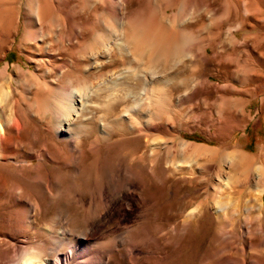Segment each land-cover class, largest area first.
Returning <instances> with one entry per match:
<instances>
[{
    "label": "bare ground",
    "instance_id": "bare-ground-1",
    "mask_svg": "<svg viewBox=\"0 0 264 264\" xmlns=\"http://www.w3.org/2000/svg\"><path fill=\"white\" fill-rule=\"evenodd\" d=\"M30 1L32 4L28 10V21L26 20L27 35L35 41V45L28 46L30 51L26 53L27 60L34 63L36 71L41 69L40 72H37L39 76H46L48 70L44 65L52 60L54 61L52 69L56 73L55 80L62 79L67 73V70L63 68L64 64L68 66L66 69L75 71L78 79L76 82H72L71 77L68 78L66 75L64 80L66 85L63 84L62 87L58 86L55 80V82L52 80L49 86L40 85L32 99L29 97V100H25V106L21 107L19 100L12 97L14 84L19 82L13 78V74L15 73L17 78L21 75H32L33 72L31 69H25L18 65L10 73L8 71L9 64H7L4 71L0 73V158H9L17 162L19 150L6 152L7 142L18 139L26 129L28 118L36 115L39 123L44 126L46 131L54 138L62 140L67 147L71 162L65 164L72 166L73 173L78 172L79 169L78 160L83 154V137L89 135L93 125L98 128V134L86 144L87 150L91 153H95L101 146L100 143L108 138L110 129H113L110 128V122L119 124L130 131L136 129L137 134L147 138L152 134L154 136V131L158 130L155 121L166 120L164 118L168 113L166 111L168 97H173L171 93L166 91L167 84L173 77L172 74L168 76L167 68L175 67L174 65L178 62L188 58L191 67L189 73L193 78L195 69L204 63L200 61H205L209 56L215 59L219 67L230 64L226 54L229 55L233 52V48L230 50L231 47H223L225 48L223 51L221 40H216V37L221 33L224 22H216L215 30L212 29L214 32L212 31L211 42L198 41L199 51L198 55L195 54L197 59L192 58L194 55L189 54L195 38L192 29L199 22L200 17L207 16L208 13H217L219 9L225 10L227 14L225 20L233 23L232 26L228 27L226 34L230 40L233 39L234 41L235 39L236 42V33L232 28L239 29L250 24L255 29L258 27L257 22L260 18L259 14H261L260 5L258 6L260 0H250L254 14L252 17L257 22L250 21L247 0H169V3H165L166 5L163 6L158 3V0H142V2L141 0ZM132 2H137L138 5L131 8ZM230 2L236 3V7H234L236 9L233 13L228 11ZM91 13L94 14L93 18ZM60 17L64 18L63 25L60 24ZM20 21V13H18L17 24ZM207 47H213L215 52L211 55ZM61 50L68 51L69 56L61 59L58 54ZM5 56L4 53L3 57L5 58ZM116 62H119L120 66L102 72L105 66L116 64ZM92 72L99 73L98 77L90 78ZM200 76L202 77L201 82L204 81V87L200 89L202 90L201 97H222V99L230 97L226 84L220 85L211 80L209 76H205V78ZM251 77L248 78L251 79ZM25 83L27 82H22V85L26 86ZM213 87L216 88L217 92L215 96L210 94ZM193 89H187L190 92L188 97H194L200 91ZM7 107L10 111L9 115L5 113ZM100 113L107 115V117L111 115L110 122L100 119ZM26 130L29 132L28 128ZM47 136L45 138L48 139ZM162 140L157 136L155 140L147 139L148 146L153 144L149 152L145 148L140 155L131 158L135 168L129 170L132 176L128 175L123 182H120L118 180L120 176L117 172L112 175L111 182L114 192L110 205L113 210L121 203L133 207H141L144 204L146 182L151 173L154 172L158 162L152 159V155L156 149L163 146L164 141ZM180 144L182 147H189L187 152L181 154L180 160L197 161L199 172L209 163L206 154L215 150V148H208L202 144L196 145L185 140ZM29 149L31 150V148ZM33 149L35 148L33 147ZM56 149L62 150L58 146ZM31 152L32 156L37 159V163L26 164V166L32 171H36V168L42 164L40 161L52 160L53 151L46 144H43L39 151L32 150ZM256 155L257 153L236 148L231 152H225L218 161V174H216L211 188L215 192L214 195L217 193L213 208L221 222L219 227L220 243L216 256L219 257V260L220 258L223 260V262L221 260V264H233L234 260L240 259L238 258L239 255L245 256L242 259L243 264H254L256 260L264 264V174L256 173L255 168L257 167L247 168L255 165ZM210 160L213 161V159ZM93 165L95 164L92 162L91 167L95 170L98 166H96L97 164L96 167ZM45 188L51 190V186H45ZM251 188L256 189L254 195L249 194ZM19 190H14V195L20 199L22 195ZM45 191L47 190L45 189ZM244 191L247 192L246 197L243 198L244 207L247 211L246 215L244 214L245 216L240 219L239 226L235 227L230 225L227 221L229 219H225L229 215L225 200L227 197L230 199L234 193L238 192L237 201H240ZM26 196L20 218L27 225V227H23V230L31 231V235L41 233L47 237V240L40 238L39 244L38 241L36 243L38 245L33 243L34 239H30L26 243L23 242L24 244L16 240L17 244L5 248L1 243L2 239H0V264L139 263H137L136 254L135 256L133 254L135 245L133 247V241L130 242L127 235L128 231L118 232L111 237L110 242H100L97 241V235L105 226L101 219H94L95 223L85 228L80 234H74L75 230L72 232V229L66 225L57 229L54 225L39 227L32 215L38 206V201L31 197L30 193ZM93 206L95 204L92 202L90 207ZM251 211H255L256 215L253 219L248 220L247 213L249 214ZM192 213L193 211L190 210L186 219L191 218ZM231 214L234 215L232 212ZM183 229L184 226L181 230L183 231ZM159 231V236L153 237V240L156 244L158 242L164 246L163 239H170L171 236L167 237L166 230ZM32 236L34 238V235ZM63 247L66 249L63 250ZM157 261L154 264H158Z\"/></svg>",
    "mask_w": 264,
    "mask_h": 264
},
{
    "label": "rangeland",
    "instance_id": "rangeland-1",
    "mask_svg": "<svg viewBox=\"0 0 264 264\" xmlns=\"http://www.w3.org/2000/svg\"><path fill=\"white\" fill-rule=\"evenodd\" d=\"M31 2L30 0H0V73L4 71L7 64H9L8 71L10 73L18 65L25 69H31L33 72V76L26 74L17 78L15 73L13 74V78L19 82L14 84L12 97L19 100L21 107L25 106L27 100L32 99L40 85L49 86L53 80L62 87L63 84L66 85L64 81L66 75L68 78L71 77L72 82H76L78 79L75 71L66 69L68 66L64 64L63 68L67 70V73L62 79L55 80L56 73L52 69L54 65L52 60L44 65L48 70L46 79L37 74L41 69L36 71L34 63L27 60L26 53L30 51L28 46L35 42L27 35L26 26ZM246 2L250 10V21L257 22L253 19L254 14L250 0ZM158 3L163 6L168 4L169 0H158ZM132 4L131 8L138 5L137 2H132ZM235 5V2H230L231 7L228 6L230 13L236 9ZM258 6L261 9H259L261 14H259L257 28H252L250 24L239 29L232 28L238 42H235V39L234 41L230 40L226 34L228 27L233 23L225 20V17L227 19L225 10L219 9L217 13H208L207 16L200 17L199 22L192 29L196 39L193 40L189 54L194 55L192 58L197 59L195 54L198 55L199 51L198 41L211 42L216 22H224L219 38L216 37V40H221L223 51L227 47H231L230 50L233 48V52L229 55L226 54L230 64L219 67L215 59L209 56L205 61H200L204 63L195 69L194 79L189 73L191 67L188 58L178 62L174 65L175 67L167 68L166 73L168 76L172 74L173 77L170 78L166 91L173 97H168L166 109L168 113L164 118L166 120L155 121L158 130L154 131V136L152 134L147 138L137 134L136 129L130 131L123 128L119 124L110 122L111 115L107 117L100 113V119L110 122V128L113 129H110L108 138L100 143L101 146L97 151L91 153L87 150L86 144L98 134V128L95 125L91 126L89 135L83 137V154L81 153L78 160V172L73 173L72 166L65 164L71 162V156L62 140L50 135L39 123L36 115L30 116L26 126L29 132L25 129L18 139L7 142L6 152L19 150L17 162L9 158H0V239H2V246L10 248L11 245L17 244L16 240L21 241V244L30 239L35 240L34 244L37 241L39 244L40 238L47 240V237L41 233H33V238L31 231L23 230L27 225L20 219L21 212L24 208L26 195L30 193L31 197L38 201V206L32 215L39 227L54 225L57 229L66 225L72 229V232L75 230L74 234H80L85 228L92 226L96 219H101L105 226L97 235V241L110 242L111 237L118 232L128 231L130 242L136 243L132 242V245L133 247L135 245L133 254L134 256L136 254V258L138 257V264H154L157 260L158 264H221L223 260L216 257L220 243L219 227L221 222L213 208L217 193L214 195L215 192L211 188L215 176L218 174V161L225 152H231L236 148L243 149L250 153H257L255 165L247 168L257 167L258 169L255 168L256 173L264 174V0L258 1ZM18 13H20L21 21L17 24ZM145 13L147 14V12ZM91 17H94L93 13H91ZM63 22L64 18L60 17V24L63 25ZM207 50L211 55L215 52L213 47H207ZM4 53L6 54L5 58L3 57ZM58 54L61 59L69 56V52L64 50L59 51ZM117 66H120L119 62L107 65L102 72H107ZM34 71L36 72L34 73ZM98 75L99 73L92 72L90 78H96ZM200 75L204 78L209 76L211 80L220 85L226 84L230 97L223 99L222 97H201L202 90L200 89H203L204 81L201 82ZM250 76H252L251 79L248 78ZM22 82H27L25 83L27 87L22 85ZM190 88L200 91L194 97H188ZM212 92L210 93L212 96L217 95L215 87ZM226 99L228 101H225ZM5 111L9 115L8 107ZM156 136L163 139L164 142L163 146L156 149L152 155V159L158 162L146 182L144 204L141 207H133L121 203L113 210L110 205L114 192L111 182L112 175L117 172L118 176L122 177L118 178L120 182H123L128 175L132 176L129 170L135 168L131 158L140 155L145 148L149 152L153 144L148 146L146 140H155ZM183 140L215 148V152L211 151L206 154L209 163L201 171L203 173L198 171L197 161L180 160L181 154L189 150V147L181 146L180 143ZM43 144L53 151L52 160L40 161L42 164L36 168V171H32L26 166V164L37 163V159L32 156L31 151H39ZM55 145L61 147L62 150H57ZM210 159H213L214 162ZM92 162L98 166L93 165L96 167L95 170L91 167ZM131 167L133 168L131 169ZM45 186H51V190ZM14 190H19L22 198L19 199L14 195ZM251 190H249V194L254 195L256 189L251 188ZM244 192L240 201H237L238 192L234 193L230 199L227 197L225 200L229 214L225 219H229L227 221L235 227L239 226L240 219L246 215L247 210L244 207L243 198L246 197L247 192ZM92 202L95 204L94 208L90 207ZM190 210L193 211V215L186 219ZM255 213V211L247 213V219H253ZM182 225L184 226L183 231L181 230ZM175 229L176 231H174ZM159 230H166L167 237L171 236L170 239H163L164 246L158 242L156 244L153 240V237L159 236ZM65 249L63 247V250ZM238 258L240 259L234 260L233 264H243L242 259L245 256L239 255ZM261 263L257 260L254 261V264Z\"/></svg>",
    "mask_w": 264,
    "mask_h": 264
}]
</instances>
